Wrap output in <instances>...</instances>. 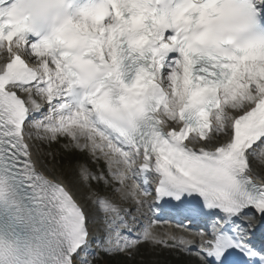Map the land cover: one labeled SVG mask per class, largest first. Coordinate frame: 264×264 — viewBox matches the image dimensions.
<instances>
[{
	"label": "snow or ice",
	"instance_id": "snow-or-ice-1",
	"mask_svg": "<svg viewBox=\"0 0 264 264\" xmlns=\"http://www.w3.org/2000/svg\"><path fill=\"white\" fill-rule=\"evenodd\" d=\"M256 167L264 0H0V264H264Z\"/></svg>",
	"mask_w": 264,
	"mask_h": 264
},
{
	"label": "rangeland",
	"instance_id": "rangeland-1",
	"mask_svg": "<svg viewBox=\"0 0 264 264\" xmlns=\"http://www.w3.org/2000/svg\"><path fill=\"white\" fill-rule=\"evenodd\" d=\"M63 144H62V148H63ZM40 149L43 153H52L56 155L58 149H61V146H58V144L45 146L43 144L40 145ZM46 158L49 160L52 159L51 156H47ZM134 255L143 256L140 259V261L138 260L139 264H172L173 262L172 259L175 260L177 257V255L173 254L172 251L170 250L161 251L159 248L153 247L150 244L142 245ZM132 259L133 257H131L128 264H136L135 262L132 261Z\"/></svg>",
	"mask_w": 264,
	"mask_h": 264
},
{
	"label": "bare ground",
	"instance_id": "bare-ground-1",
	"mask_svg": "<svg viewBox=\"0 0 264 264\" xmlns=\"http://www.w3.org/2000/svg\"><path fill=\"white\" fill-rule=\"evenodd\" d=\"M259 169H260V168H259ZM260 170L262 171V169H260ZM160 235H161V236H164V235H163V234H161V233H160ZM165 238H167V237L165 236Z\"/></svg>",
	"mask_w": 264,
	"mask_h": 264
},
{
	"label": "trees",
	"instance_id": "trees-1",
	"mask_svg": "<svg viewBox=\"0 0 264 264\" xmlns=\"http://www.w3.org/2000/svg\"><path fill=\"white\" fill-rule=\"evenodd\" d=\"M118 264H121V263L118 262Z\"/></svg>",
	"mask_w": 264,
	"mask_h": 264
}]
</instances>
